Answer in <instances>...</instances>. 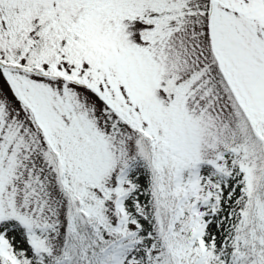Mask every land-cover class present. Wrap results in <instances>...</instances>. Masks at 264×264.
<instances>
[{
    "label": "snow or ice",
    "instance_id": "snow-or-ice-1",
    "mask_svg": "<svg viewBox=\"0 0 264 264\" xmlns=\"http://www.w3.org/2000/svg\"><path fill=\"white\" fill-rule=\"evenodd\" d=\"M0 264H264V0H0Z\"/></svg>",
    "mask_w": 264,
    "mask_h": 264
}]
</instances>
